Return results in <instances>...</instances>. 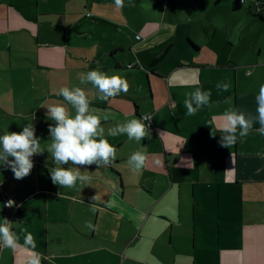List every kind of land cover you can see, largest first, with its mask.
Instances as JSON below:
<instances>
[{
    "label": "crops",
    "instance_id": "obj_1",
    "mask_svg": "<svg viewBox=\"0 0 264 264\" xmlns=\"http://www.w3.org/2000/svg\"><path fill=\"white\" fill-rule=\"evenodd\" d=\"M235 3L0 0V135L32 123L46 148L55 125L47 106L74 116L58 90L80 87L90 111L108 117L105 138L117 149L110 166H77L91 176L83 188L52 183L46 150L23 179L0 166V223H12L21 245L22 229L36 243L0 247V264H27L33 251L41 264H264V135L254 124L229 149L219 143L224 113L254 117L264 84V0ZM90 70L126 79L128 93L97 99L79 82ZM197 87L211 91L210 106L189 116L184 100ZM144 114L157 129L151 139L107 134ZM134 152L146 156L140 173L130 171Z\"/></svg>",
    "mask_w": 264,
    "mask_h": 264
},
{
    "label": "clouds",
    "instance_id": "obj_2",
    "mask_svg": "<svg viewBox=\"0 0 264 264\" xmlns=\"http://www.w3.org/2000/svg\"><path fill=\"white\" fill-rule=\"evenodd\" d=\"M131 2V0H129ZM117 9H123L124 0H114ZM81 85L91 84L97 92V99L107 101L115 98L121 93L127 94L130 88L126 79L118 76H109L99 70H90L79 74ZM217 89L228 91L230 85L218 83ZM139 91V89H138ZM58 95L75 110L72 116L67 107L61 104L49 105L48 117L55 122L49 125L48 132L50 143L46 148L41 147L39 138L35 136V128L28 123L23 130L17 132H5L0 135V166L8 168L17 180L30 175L34 167L32 157L40 155L45 150L51 155L52 163L56 165L50 171V178L53 184L63 188H75L77 184L83 188L90 185L91 176L81 172L77 166L97 165L98 168L112 165L117 156V149L105 138V129L102 126V119L108 120L93 114L90 111V100L84 89L74 87H61ZM211 91L202 90L197 87L195 91L188 94L184 100L187 115H195L203 107L210 106ZM256 115H245L235 109H229L224 113L225 122L220 129L223 133L219 141L222 147L230 148L237 143L238 138L243 140L253 131L254 124L259 127L255 129L260 135H264V84L260 85L259 92L255 97ZM150 120V117H144ZM109 136L126 135L128 139L140 143L142 138L151 139L149 128L139 118L131 119L123 123H117L107 130ZM259 155V153H258ZM11 157V159H9ZM146 156L141 152H134L128 159L130 171L133 173L142 172ZM71 164V167L62 165ZM96 196L93 197L95 200ZM13 201L9 200L5 206L12 207ZM111 206V204H109ZM95 209H93L94 211ZM6 218L0 223V247L11 250L17 248H36L35 238L26 230L23 245L19 243L20 237L11 228ZM85 227L94 229L91 222H85ZM42 257L35 251L32 252L27 264H41Z\"/></svg>",
    "mask_w": 264,
    "mask_h": 264
},
{
    "label": "built area",
    "instance_id": "obj_3",
    "mask_svg": "<svg viewBox=\"0 0 264 264\" xmlns=\"http://www.w3.org/2000/svg\"><path fill=\"white\" fill-rule=\"evenodd\" d=\"M245 0H240V2L241 3H243ZM256 10V12H258L259 11V8L258 7H256L255 8ZM136 38L138 39V38H140V35H136ZM133 65H131V64H129L128 65V67H132ZM144 117H150V120H144ZM141 119H142V121L145 123V125L149 128V131H150V133H155V132H157V129H156V126H155V124H154V122H153V119H152V115L151 114H144V115H142L141 116ZM10 199H8V200H6L5 201V204H7V202L9 201Z\"/></svg>",
    "mask_w": 264,
    "mask_h": 264
},
{
    "label": "rangeland",
    "instance_id": "obj_4",
    "mask_svg": "<svg viewBox=\"0 0 264 264\" xmlns=\"http://www.w3.org/2000/svg\"><path fill=\"white\" fill-rule=\"evenodd\" d=\"M131 23L134 24V25H136V26L139 25V22L138 21L131 20ZM129 37H130L131 40H133V35L130 34ZM199 228H201V226L199 224H196V229L198 230ZM203 246H204L203 240H198V236H197V238H196V246H195V249H194L195 256L198 254V249L200 247H203Z\"/></svg>",
    "mask_w": 264,
    "mask_h": 264
},
{
    "label": "trees",
    "instance_id": "obj_5",
    "mask_svg": "<svg viewBox=\"0 0 264 264\" xmlns=\"http://www.w3.org/2000/svg\"><path fill=\"white\" fill-rule=\"evenodd\" d=\"M235 1H236V3H235L236 7H239L241 5L240 0H235ZM258 16L264 21V17L262 15L259 14ZM128 68H131V67H128Z\"/></svg>",
    "mask_w": 264,
    "mask_h": 264
}]
</instances>
